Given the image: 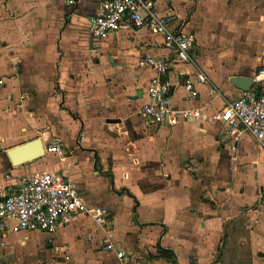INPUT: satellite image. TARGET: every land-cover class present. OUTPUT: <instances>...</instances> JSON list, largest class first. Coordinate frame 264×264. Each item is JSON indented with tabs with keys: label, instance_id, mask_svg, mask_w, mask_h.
I'll return each instance as SVG.
<instances>
[{
	"label": "crops",
	"instance_id": "1",
	"mask_svg": "<svg viewBox=\"0 0 264 264\" xmlns=\"http://www.w3.org/2000/svg\"><path fill=\"white\" fill-rule=\"evenodd\" d=\"M98 5L0 0V189L25 175L59 172L90 206L107 211L105 230L87 213L53 235L7 221L0 264H25L7 257L16 234L35 257L28 264H117L102 249L106 241L129 264H264V252L246 261L223 254L228 225L241 214L254 219L245 227L253 248L264 232V137L242 132L235 141L212 117L243 92L232 78H250L248 91L261 90L254 75L264 52V0L158 1L196 38L191 62L168 75L176 83L190 78L196 96L177 84L172 105L205 104V116L154 129L139 115L154 72L138 60L168 51L159 35L132 25L93 38L89 18ZM36 139L38 157L24 160L35 143L9 154ZM56 139L63 154L45 151Z\"/></svg>",
	"mask_w": 264,
	"mask_h": 264
},
{
	"label": "built area",
	"instance_id": "2",
	"mask_svg": "<svg viewBox=\"0 0 264 264\" xmlns=\"http://www.w3.org/2000/svg\"><path fill=\"white\" fill-rule=\"evenodd\" d=\"M159 0H99L95 14L89 18V33L101 39L125 25L144 29L159 35L166 55L147 53L140 57L138 65L154 72L146 93L148 101L141 107L139 115L146 127L174 126L193 118H201L205 104L197 108L176 109L172 105L174 87L179 84L189 91V98H195L193 82L182 78L172 82L169 73L179 64L191 62V51L196 43L193 31H187L178 23L175 15L161 13ZM198 82L204 83L203 74H196ZM261 86L259 93L243 91L240 96L227 100L212 117L225 129L233 140L247 132L258 142L264 137V52L254 75ZM233 148V147H232ZM45 151L63 154L60 140H53ZM89 214L102 230L107 228V211L102 207L90 206L79 190L59 172H42L25 175L13 187L0 189V230L7 221H14L19 230H39L53 235L57 229L81 214ZM102 249L114 255L117 264H129L126 252L106 241Z\"/></svg>",
	"mask_w": 264,
	"mask_h": 264
},
{
	"label": "rangeland",
	"instance_id": "3",
	"mask_svg": "<svg viewBox=\"0 0 264 264\" xmlns=\"http://www.w3.org/2000/svg\"><path fill=\"white\" fill-rule=\"evenodd\" d=\"M258 174H260L259 180H264V167L260 168ZM261 218H263V216H261ZM253 220L254 219L241 214L236 220L228 225L227 233L223 239V254H226V257L228 254L227 258H229V261H246L253 256V252L255 254L258 252H264V232L258 237L256 248H253V245H251L249 240L248 230L245 227L251 225ZM260 224V222L254 224L251 229H255L257 225ZM20 236L21 235L18 234L14 235L5 247L6 251H9L7 257L15 262H25V264H28L30 260L35 259V257H28L31 252L28 240L22 239ZM19 238L22 239V243H20Z\"/></svg>",
	"mask_w": 264,
	"mask_h": 264
},
{
	"label": "water",
	"instance_id": "4",
	"mask_svg": "<svg viewBox=\"0 0 264 264\" xmlns=\"http://www.w3.org/2000/svg\"><path fill=\"white\" fill-rule=\"evenodd\" d=\"M232 81L234 83V85L243 90V91H247L251 88V84H252V79L250 78H247V77H234L232 78ZM112 122V120H111ZM33 143H35L38 148L32 153L30 154L27 158H25L24 160L26 159H34L36 157H38L39 155L42 154V150L41 148L39 147V144H38V140H33V141H30V142H27V143H24V144H21L17 147H14L12 149H10L8 152L10 155H13L14 153L16 152H19V151H24L25 149H27L28 147H30ZM259 255L261 256H264V253H259Z\"/></svg>",
	"mask_w": 264,
	"mask_h": 264
},
{
	"label": "trees",
	"instance_id": "5",
	"mask_svg": "<svg viewBox=\"0 0 264 264\" xmlns=\"http://www.w3.org/2000/svg\"><path fill=\"white\" fill-rule=\"evenodd\" d=\"M253 91H255L256 93H259V88L257 87V89L256 90H253ZM161 253H163V255H167V253L164 252V251H161Z\"/></svg>",
	"mask_w": 264,
	"mask_h": 264
}]
</instances>
